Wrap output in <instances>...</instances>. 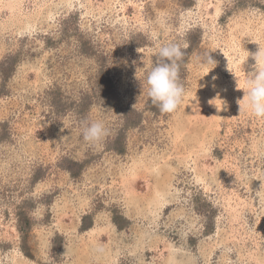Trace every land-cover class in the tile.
Segmentation results:
<instances>
[{"label": "rangeland", "instance_id": "rangeland-1", "mask_svg": "<svg viewBox=\"0 0 264 264\" xmlns=\"http://www.w3.org/2000/svg\"><path fill=\"white\" fill-rule=\"evenodd\" d=\"M253 41L264 0H0V264H77L95 222L115 264L264 261V120L238 104ZM170 43L175 114L146 85ZM93 120L101 147L83 139Z\"/></svg>", "mask_w": 264, "mask_h": 264}, {"label": "clouds", "instance_id": "clouds-1", "mask_svg": "<svg viewBox=\"0 0 264 264\" xmlns=\"http://www.w3.org/2000/svg\"><path fill=\"white\" fill-rule=\"evenodd\" d=\"M258 45L255 53L245 51L244 62L251 55L254 65L247 74L241 69L243 75L239 89L243 90L244 95L238 100V104L239 111L242 110L250 117L264 120V47ZM155 55L157 62L155 64L152 62L146 77L147 95L162 113L175 114L187 95L180 78V61L185 53L179 44L170 43L160 46ZM223 55L225 56L224 53ZM201 63L207 74L216 66V61L211 58L209 52L204 55ZM217 99L222 102L221 107L225 105V101L219 97L213 100ZM81 127L84 141L93 147H101L110 135V130L103 120L82 121Z\"/></svg>", "mask_w": 264, "mask_h": 264}, {"label": "bare ground", "instance_id": "bare-ground-1", "mask_svg": "<svg viewBox=\"0 0 264 264\" xmlns=\"http://www.w3.org/2000/svg\"><path fill=\"white\" fill-rule=\"evenodd\" d=\"M19 17H21V16H19ZM22 17H27V15H26V13L25 14H23V16ZM52 17V16H51ZM240 81H241V79H240ZM222 90L223 91H225L226 90V86L224 85L223 87H222ZM228 90H226L225 92H227ZM226 99L225 100H227V104H228V102H230V105L232 104V102H231V100L230 99H228L227 97H226V95L224 96ZM243 98V97H242ZM232 107V106H231ZM218 109V108H217ZM221 112V111H220ZM224 112V111H223ZM237 112V111H236ZM232 117V116H231ZM233 121V120H232ZM181 153V152H180ZM257 156V155H256ZM164 159V156H161V158L160 157H158V160H157V164H160V163H162V160ZM233 160V159H232ZM235 163V162H234ZM233 163V164H234ZM235 167V166H234ZM237 170V169H236ZM134 171V170H133ZM133 177V176H132ZM260 177V176H259ZM203 186V185H202ZM228 193V192H227ZM89 198V197H88ZM238 199H239V197H237ZM131 200V199H130ZM227 200H230V197H228V199ZM136 201V200H135ZM139 203V202H138ZM229 203V202H228ZM67 209V205H65V208H64V210H66ZM83 210V209H82ZM141 211V210H140ZM230 211V210H229ZM62 216V214L60 215V217ZM231 217H232V215H231ZM156 218V217H155ZM76 220V219H75ZM78 220H79V218H78ZM76 229V228H75ZM74 229V230H75ZM105 230H106V228L105 227H102L99 223H97V222H95V224L93 225V227H90L89 229H87L85 232H84V235H87L88 237H87V239H88V241L91 243V248H89L88 250H87V248L89 247L88 246V244H87V242H85L83 239H80V243H81V252H80V255L78 256L79 258H78V260H77V264H87L86 263V259L87 258H89V257H91V254H92V252L91 251H95L96 250V253H98V254H100L98 257H97V255H95V259L97 258V262L99 263V264H115V261H116V256H118L117 254H118V252H115V253H113L112 251H109V250H103V251H100L98 248V243H97V237L98 236H100L102 233H104L105 232ZM43 231V230H42ZM262 231V230H261ZM90 249H92V250H90ZM66 254V253H65ZM22 261V260H21ZM13 262H15V261H13ZM17 264V263H16ZM171 264V263H170ZM255 264H264V261H263V259H261V260H258Z\"/></svg>", "mask_w": 264, "mask_h": 264}]
</instances>
